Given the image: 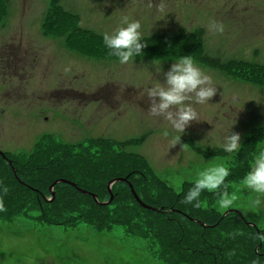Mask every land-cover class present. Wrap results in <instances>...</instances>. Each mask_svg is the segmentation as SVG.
<instances>
[{
    "label": "rangeland",
    "instance_id": "1",
    "mask_svg": "<svg viewBox=\"0 0 264 264\" xmlns=\"http://www.w3.org/2000/svg\"><path fill=\"white\" fill-rule=\"evenodd\" d=\"M56 5L0 0V152L27 160L44 139L83 160L126 154L168 192L192 193L201 213L235 209L264 226V141L245 175L241 162V141L264 128V0ZM236 59L260 69L242 70ZM86 139L116 144L86 147ZM129 140L135 147L125 149ZM4 214L0 264H173L140 237L146 231L94 227L78 210L48 224L26 205ZM238 214L225 219L237 223Z\"/></svg>",
    "mask_w": 264,
    "mask_h": 264
},
{
    "label": "trees",
    "instance_id": "2",
    "mask_svg": "<svg viewBox=\"0 0 264 264\" xmlns=\"http://www.w3.org/2000/svg\"><path fill=\"white\" fill-rule=\"evenodd\" d=\"M50 1L54 7H59L56 0ZM197 32L200 40V31ZM255 132L260 138L250 136L241 150L246 154L241 161L245 167L243 175L248 170V162H252L249 158L254 155V147L264 141V128ZM249 139L250 143L247 144ZM101 142L105 143L98 139L91 140L86 147L90 144L100 146ZM46 143L47 140L44 139L36 143L35 150L27 160H13L7 154L4 157L0 155V217L6 218L4 213L15 212L26 205L27 208L34 209L40 221L48 224L49 220H58L64 223L67 219L69 221L74 218H65L69 211L78 210L75 217L89 220L94 227L121 225L132 236L146 231L147 234L140 237L151 239L158 252L162 253L159 259L164 262L264 264L263 247L259 253L254 251L258 244L254 228L247 226L240 218L237 223H228L226 219L230 216L221 219L212 212L201 213L200 208L195 207L192 193L183 196L168 192L145 162L132 160L129 156H124L126 154L113 155L108 150L96 154L98 158L89 156L90 158L83 160L62 147L58 148L56 142L49 147ZM8 164L10 165L7 166ZM150 174L151 178H148ZM58 180L73 185L58 187L54 184ZM112 180L122 182L118 181L119 186L118 182H114L111 190H108V184ZM51 185L54 186L53 189H50ZM79 188L88 194H81ZM139 194L143 195L140 197L143 203L155 212L138 209L140 205L136 201L137 204L127 202L134 201L133 195L139 197ZM92 195L97 197L99 203L106 202L110 196L112 200L106 205H99ZM45 197L52 200L47 202ZM82 202L86 203V207L81 205ZM158 210L161 213H157ZM46 215L48 218L45 220L43 217ZM242 226L246 231H240ZM209 229L212 232L211 238L206 234Z\"/></svg>",
    "mask_w": 264,
    "mask_h": 264
},
{
    "label": "water",
    "instance_id": "3",
    "mask_svg": "<svg viewBox=\"0 0 264 264\" xmlns=\"http://www.w3.org/2000/svg\"><path fill=\"white\" fill-rule=\"evenodd\" d=\"M59 181H61V180L56 181L54 184L58 183ZM111 183H113V182H111ZM111 183H109L108 185L110 186ZM51 195H54V194H51Z\"/></svg>",
    "mask_w": 264,
    "mask_h": 264
}]
</instances>
